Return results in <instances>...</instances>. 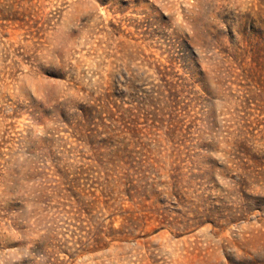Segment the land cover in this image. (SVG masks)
<instances>
[{"label": "rangeland", "instance_id": "1", "mask_svg": "<svg viewBox=\"0 0 264 264\" xmlns=\"http://www.w3.org/2000/svg\"><path fill=\"white\" fill-rule=\"evenodd\" d=\"M0 264H264V0H0Z\"/></svg>", "mask_w": 264, "mask_h": 264}, {"label": "trees", "instance_id": "2", "mask_svg": "<svg viewBox=\"0 0 264 264\" xmlns=\"http://www.w3.org/2000/svg\"><path fill=\"white\" fill-rule=\"evenodd\" d=\"M151 102H152V101H149V102H148V101H146V100H145V101H144V100L141 101V104H142V106H143V109L146 108L147 106L150 107L149 104H151ZM152 111H154V112L156 113V111H159V110H158L157 108H155V109H153ZM146 116H147V115H146Z\"/></svg>", "mask_w": 264, "mask_h": 264}]
</instances>
